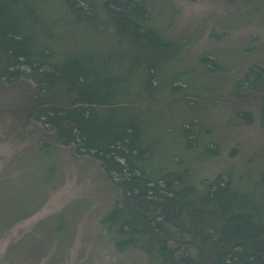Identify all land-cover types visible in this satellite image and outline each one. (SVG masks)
Returning <instances> with one entry per match:
<instances>
[{"label":"trees","instance_id":"16d2710c","mask_svg":"<svg viewBox=\"0 0 264 264\" xmlns=\"http://www.w3.org/2000/svg\"><path fill=\"white\" fill-rule=\"evenodd\" d=\"M149 10L145 0H0V83L24 85L25 122L92 157L119 190L103 219L114 245L157 264H264V170L199 177L162 149L176 130L168 148L197 150L202 127L166 118L196 95L172 69L180 45ZM234 86L258 101L264 126V68Z\"/></svg>","mask_w":264,"mask_h":264},{"label":"rangeland","instance_id":"374dc122","mask_svg":"<svg viewBox=\"0 0 264 264\" xmlns=\"http://www.w3.org/2000/svg\"><path fill=\"white\" fill-rule=\"evenodd\" d=\"M145 2L155 26L181 47L172 69L198 96L186 94L195 98L188 111L183 104L167 106L166 118L194 121L202 127L200 147H217L210 155L200 147L168 148L174 130L162 149L178 154L199 177L256 178L264 170L258 101L241 100L233 90L248 67L264 68V0ZM26 104L24 85L0 83V264H157L135 247L114 245L103 219L119 190L92 157L26 123L20 112Z\"/></svg>","mask_w":264,"mask_h":264}]
</instances>
